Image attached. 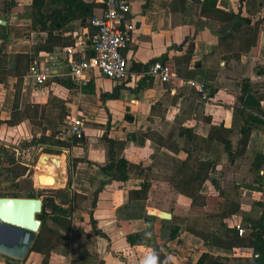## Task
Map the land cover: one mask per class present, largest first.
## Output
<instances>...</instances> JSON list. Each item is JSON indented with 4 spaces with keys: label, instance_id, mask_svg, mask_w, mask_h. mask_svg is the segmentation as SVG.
<instances>
[{
    "label": "crops",
    "instance_id": "crops-1",
    "mask_svg": "<svg viewBox=\"0 0 264 264\" xmlns=\"http://www.w3.org/2000/svg\"><path fill=\"white\" fill-rule=\"evenodd\" d=\"M93 1L100 5L93 16L101 17L103 0H86ZM128 1L131 5L128 19L135 25V31L124 51L127 78L114 81L95 71L86 83H78L68 76L65 51L76 49L77 61L93 56L91 38L96 29L90 21L70 22L64 30L55 32L60 41L58 46L38 52L37 47L46 45L47 35L26 36L32 21L27 16L9 13L12 5L29 8L33 0H0V27L8 34L7 39H0V167H5L9 157L13 167L30 171L35 169L37 154L51 148L67 157L70 194L79 195L68 216L72 224L68 242L58 240L47 263L44 255L31 252L20 264H196L204 254L233 257L235 264H253L250 248L236 246L229 250L212 246L202 236L187 230L166 247L156 249V224L145 218L148 215L161 219L158 213L164 211L149 203L175 207L176 216L187 217L191 201L162 192L155 197L157 188L163 191L171 188L162 182H153L148 200H132L131 193L140 191L144 181L132 176L126 183H119L104 175L101 168L112 163L117 155L134 165H152L154 176L168 178L173 166L169 161L186 158L181 150L186 135L183 132L189 129L193 135L207 138L212 126L231 129L237 125L231 136L236 154L241 138L237 129L240 116L234 109L236 97L241 95L247 78L253 84H264V76L255 71L258 66L264 67V24L253 52L243 54L238 61L230 49L237 48L239 42L230 40L229 47L220 42L227 25L200 16L198 3L205 0ZM219 3L224 10L248 17L246 0H219ZM3 31L0 29V36ZM224 55L231 59L226 60L228 56L224 59ZM161 59L173 69L174 81L181 79L170 90L168 84L158 80L147 83L148 68ZM33 63L51 66L56 76L46 85L36 86L29 77ZM177 68L190 73L188 80H198L210 90L215 89V96L203 102L196 90L183 84ZM159 102L163 105L156 107ZM261 105L264 110V100ZM76 120L84 124V143L66 148L72 143V123ZM153 131L156 133L153 138L163 141L161 146L145 136ZM42 139L47 143L40 144ZM26 148L36 150L30 156L19 157L17 150ZM208 152L204 159L214 164L203 193L218 195L223 190L240 188L242 209L228 221V226L241 225L247 233V220L255 221L262 212L254 204H264V166L259 170L254 167L255 160L264 152V128L252 132L245 155L235 161L229 160L220 144L214 143ZM28 178L29 175H23L17 182L29 183ZM249 186L251 190L247 189ZM169 214L173 218V213ZM93 221L108 239L95 233ZM54 229L67 236L61 228ZM141 232H147L150 244L129 245L126 234ZM4 260L0 264H9Z\"/></svg>",
    "mask_w": 264,
    "mask_h": 264
},
{
    "label": "trees",
    "instance_id": "trees-1",
    "mask_svg": "<svg viewBox=\"0 0 264 264\" xmlns=\"http://www.w3.org/2000/svg\"><path fill=\"white\" fill-rule=\"evenodd\" d=\"M200 5V16L214 20L216 22L227 25L226 35L220 39L221 43L226 46L228 41L233 40L239 42L237 48L232 46V56L240 60L245 53L253 52L256 46L258 34L261 25L264 24V0H246V11L248 17H243L242 14L230 12L220 7L219 0H205L198 3ZM100 5L93 1L87 3L86 0H33L31 7H20L19 5H12L9 13H18L20 17L27 16L32 21V26L25 31L26 36L31 34H46L47 42L44 47H37V51L44 49L52 50L58 46L59 39L55 37V32L64 30L65 27L72 21L81 19L90 21L93 17V12ZM255 22V23H254ZM4 30L0 39H7L8 34ZM234 43V42H233ZM239 48L238 51H235ZM193 51V47L190 52ZM224 55V59L228 58ZM229 57L226 60H230ZM191 60L189 56L188 62ZM167 64L164 59L158 60ZM171 68V67H170ZM149 69V68H148ZM178 75L182 80H188L190 73H183L181 68L176 69ZM258 76H264V67L258 66L256 68ZM173 72V69H172ZM180 78L174 81V78L168 83V89L173 86H178ZM260 88V89H259ZM264 84H253L250 78L243 81L242 93L236 97L235 113L240 116V125L237 128L241 138L238 141V151L233 152L232 134L236 130L234 125L231 129L225 127H211L207 138L202 136L197 137L193 135L192 130H185V140L182 146L183 153L186 158L182 161H169L172 164V172L168 178L161 176H154L152 174L153 166L144 167V165H134L125 158L115 156L112 163L102 167L101 171L104 175L119 183H126L132 176H135L144 181L140 191L131 193L132 200H148L149 193L153 190V182L167 183L171 186L167 191L157 188L155 197L160 195V192L166 196H183L191 201L190 210L187 217L176 216L175 207H163L162 205L152 202L150 206L164 212L173 213L172 220H161L157 217L146 216V221H154L156 226L157 243L156 249L166 247L170 241L176 240L183 230L190 231L194 234L202 236L207 244L217 247H224L232 249L234 247H248L253 251V264H264V204L255 203L262 212L260 216L254 221L248 219L249 227L244 236H240L236 227H229L228 221L234 216L238 215L242 209V196L240 188L236 187L232 190H223L218 195H206L203 193L204 185L209 178L210 170L213 166V161L204 159V154H208L211 146L216 143L223 146L224 151L228 154L229 160L235 161L237 157H243L248 149L252 132L256 129L264 128V110L261 102L264 100ZM215 89L210 90V99L215 96ZM170 95V93H168ZM168 96H165L167 101ZM164 101V100H162ZM162 102H159L156 107H161ZM167 108V107H166ZM165 108V110H166ZM156 109V108H155ZM155 109L153 111H155ZM168 109V108H167ZM15 124L14 122L11 123ZM155 131L146 134L148 139L152 140L154 144H163V141L154 139ZM71 145L66 148H71L78 144H83L84 140H77L75 137L71 138ZM47 143V140H40V144ZM48 154H60L51 148L45 150ZM115 155V152H114ZM264 166V152L261 153L254 162V167L259 170ZM71 180L68 191L60 192L57 195L49 196L44 200L43 212L39 215L42 221V228L37 236L31 252H38L45 256L44 263H47L52 250L58 244V240L67 243L68 235L71 231V221L68 219L70 211L75 206V200L79 198L78 194L73 197L70 194ZM252 189V187H247ZM155 190V189H154ZM74 198V199H73ZM85 199L86 197H80ZM65 206H69L65 208ZM96 207V205L94 204ZM55 228L59 227L67 233L61 235ZM93 227L96 234L103 238L107 236L102 233L95 221ZM165 229V230H161ZM166 234L163 236V234ZM126 240L132 247L147 246L150 244L147 232L128 233ZM77 264V263H76ZM83 264V263H80ZM196 264H235V258L223 257L219 255L204 254Z\"/></svg>",
    "mask_w": 264,
    "mask_h": 264
},
{
    "label": "built area",
    "instance_id": "built-area-1",
    "mask_svg": "<svg viewBox=\"0 0 264 264\" xmlns=\"http://www.w3.org/2000/svg\"><path fill=\"white\" fill-rule=\"evenodd\" d=\"M102 4L104 7L101 17L93 16L90 20L91 25L96 29L91 38L93 56L88 60L77 61L75 59L76 49L68 48L65 51L69 64L68 76L78 83H86L95 71L114 81L125 80L128 75V61L124 56V51L130 45L135 31V25L128 19L131 5L128 0H103ZM55 76L53 68L48 65L33 63L30 68L29 77L38 87L46 85ZM172 78H175V74L170 66L162 61L153 62L146 72L147 83L151 80H158L163 84H168ZM182 82L185 86L196 90L203 102L210 100V89L206 83L198 80ZM83 125L77 120L72 123V137L84 140ZM35 150L33 148L20 149L17 150V154L23 158L26 155L30 156ZM39 150L41 149L38 148L37 152ZM236 229L240 236L246 234L243 226L237 225Z\"/></svg>",
    "mask_w": 264,
    "mask_h": 264
},
{
    "label": "water",
    "instance_id": "water-1",
    "mask_svg": "<svg viewBox=\"0 0 264 264\" xmlns=\"http://www.w3.org/2000/svg\"><path fill=\"white\" fill-rule=\"evenodd\" d=\"M45 168H52V173L45 175ZM37 173H40L38 177ZM43 177H52L55 183L43 186ZM69 177L70 168L65 155L43 152L35 158V172L26 181L30 182L33 191H49L54 193L53 196L68 191ZM43 203V199L28 195L0 194V255L9 264H20L30 255L42 228L39 215L43 212ZM158 217L170 220L172 215L161 211Z\"/></svg>",
    "mask_w": 264,
    "mask_h": 264
},
{
    "label": "rangeland",
    "instance_id": "rangeland-1",
    "mask_svg": "<svg viewBox=\"0 0 264 264\" xmlns=\"http://www.w3.org/2000/svg\"><path fill=\"white\" fill-rule=\"evenodd\" d=\"M45 152L42 150L40 153L37 154V156L41 153ZM11 159V158H10ZM9 159V157L6 160L5 167H0V194L5 196L10 195H28L29 197H36L41 198L45 200L50 195L54 194L53 192L49 191H41V190H32V185L29 183H23L20 185L18 183V178H20L23 175H29V178L32 177L33 173L35 172V169H31L30 171H26L21 166H15L13 167L12 161ZM53 228H55V225H52ZM5 258L0 255V261L4 262Z\"/></svg>",
    "mask_w": 264,
    "mask_h": 264
},
{
    "label": "bare ground",
    "instance_id": "bare-ground-1",
    "mask_svg": "<svg viewBox=\"0 0 264 264\" xmlns=\"http://www.w3.org/2000/svg\"><path fill=\"white\" fill-rule=\"evenodd\" d=\"M45 175H50L52 173V168H45ZM40 175V173H37V177ZM53 183H55V180L52 177H43L41 184L43 186H50Z\"/></svg>",
    "mask_w": 264,
    "mask_h": 264
}]
</instances>
